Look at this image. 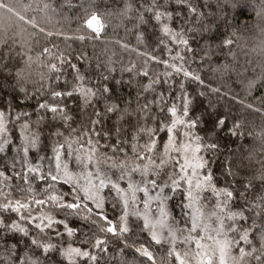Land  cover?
<instances>
[{"label":"snow or ice","instance_id":"1","mask_svg":"<svg viewBox=\"0 0 264 264\" xmlns=\"http://www.w3.org/2000/svg\"><path fill=\"white\" fill-rule=\"evenodd\" d=\"M75 6L83 15L66 31L0 0V264H101L106 257L116 264H264V159L246 171L240 149L223 142L225 133L243 138L241 122L211 102L197 110L185 86H204L192 64L224 48L235 60L226 11L235 0H216L215 10L209 0H125L103 14L91 2ZM36 10L48 23L56 12L48 3ZM111 16L151 27L157 40L153 51L136 49L145 57L141 67L121 64L119 77L111 56H97L93 68V58L74 53L71 43L101 40ZM257 16L264 20V0ZM12 17L23 26L6 27ZM220 21L228 34L216 41ZM259 29L264 37V23ZM258 47L264 56V38ZM150 62L162 72L152 74ZM34 64L46 69L38 81ZM124 83L136 87L134 98L118 94ZM257 84H264V62L245 83L249 95ZM33 100V110L20 107ZM246 107L264 111V97L260 107ZM249 134L264 153V127ZM177 194L181 219L169 208Z\"/></svg>","mask_w":264,"mask_h":264},{"label":"trees","instance_id":"2","mask_svg":"<svg viewBox=\"0 0 264 264\" xmlns=\"http://www.w3.org/2000/svg\"><path fill=\"white\" fill-rule=\"evenodd\" d=\"M89 2L95 4L97 9L103 14L106 12H117L121 9L125 3V0H5V3H10L17 6V9L22 14L28 17H35L37 22L42 26H46L53 29L63 28L64 30L75 29L78 25L77 17L83 15V10L75 5L80 3L88 4ZM43 3H48L51 8H55L56 12L49 11V15L52 16L50 23L44 19V14L37 11V4L41 6ZM213 10H215L216 0H209ZM22 4H30L31 8L26 11L21 9ZM235 8L229 7L226 9L230 24L228 30H235L236 36L233 39L236 41L231 46L232 51L235 53V60L231 56L227 55L228 49L224 48L219 50L215 55L211 57V60H205L202 66L199 63L191 65V68L196 70L201 78L204 80V86H200L197 83L187 81L185 83L186 88L190 93L196 94V109L200 110L203 106L209 102L215 105L216 108L226 113L230 118L239 120L244 129V136L241 139L236 137H229L228 134H223V142L227 143L229 148H239L236 158L243 160L246 166L245 170L252 172L259 168L257 161L264 159V153L260 151V143L253 138V135L249 133H255L260 131L264 127V111L257 112L252 109H248L246 104L252 103L255 107H260L261 97H264V84H257L249 95L245 88V83L248 79L255 77L261 71V63L264 62V56L260 54L258 47L262 38L259 25L264 23L261 17L257 16L258 5L260 0H235ZM69 5H74L70 7ZM207 11V9H206ZM10 15V14H8ZM109 21L105 27V31L101 40L98 41H85L81 44L79 41H73V52L86 51L90 57L93 58V68L95 67L96 57L98 56L101 61H104L107 57L111 56L114 61H117V77H119V69L121 64L128 65L132 62L137 68L141 67L145 57L137 54L136 49L140 51H153L157 45L156 34L149 26L141 25L139 29L133 27L134 21L123 20L121 21L116 16L107 17ZM57 21L59 23H57ZM4 25L11 30H16L18 26H23V21H18L15 17L11 19H5ZM127 31H126V27ZM29 27V26H25ZM29 31L31 28L29 27ZM143 32V38L138 39L139 33ZM223 21H220L217 30L213 33V39L218 41L227 35ZM56 41V37L52 38ZM126 43L128 48H122L120 43ZM44 41H41L43 44ZM64 45L61 43V48ZM255 49V51L253 50ZM38 50V49H37ZM115 53V55H112ZM158 54V53H156ZM19 61V58H16ZM227 63L230 68L227 72H217L214 69L220 64ZM231 66H235L236 69H245V71L237 72L232 70ZM163 65H156L153 62L149 63V71L152 74L162 72ZM46 71L39 66V64L33 65V79L39 80L38 73ZM129 74H124V79L127 81ZM146 83V79L138 77ZM176 80L181 79L180 76L175 77ZM62 83V82H61ZM212 88H220L219 93L211 92L207 86ZM32 87L31 85L29 86ZM117 92L121 97L134 98L136 95V87L130 86L124 83L120 86H116ZM200 90L205 91V96L198 95ZM47 97H45L46 99ZM243 101V103H241ZM69 107H73L69 101ZM20 107L26 108L31 111L35 108V100L31 101L27 105H21ZM35 118V117H33ZM17 133L14 132V135ZM18 142V141H17ZM249 153H253L251 161L247 159ZM33 162H35L36 153L32 154ZM216 170H219V164L215 165ZM67 189V186H65ZM181 197L177 194L171 202V212L177 219L182 218ZM112 214V210L109 207V215ZM73 224H79L77 220L72 221ZM86 227V226H85ZM146 237V234H144ZM159 251V249H157ZM111 255V253L109 254ZM129 259L132 258V253L129 251L127 254ZM101 264H116L115 260H108L106 257ZM252 264H255L253 260Z\"/></svg>","mask_w":264,"mask_h":264},{"label":"rangeland","instance_id":"3","mask_svg":"<svg viewBox=\"0 0 264 264\" xmlns=\"http://www.w3.org/2000/svg\"><path fill=\"white\" fill-rule=\"evenodd\" d=\"M169 208H170V210H171V202H169ZM172 211V210H171Z\"/></svg>","mask_w":264,"mask_h":264}]
</instances>
